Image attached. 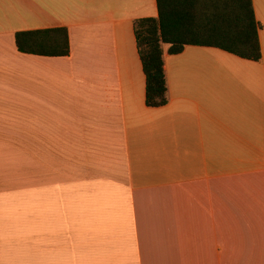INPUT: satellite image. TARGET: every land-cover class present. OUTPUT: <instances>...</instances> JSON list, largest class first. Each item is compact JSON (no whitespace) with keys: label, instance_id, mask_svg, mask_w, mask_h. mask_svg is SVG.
I'll return each mask as SVG.
<instances>
[{"label":"crops","instance_id":"crops-1","mask_svg":"<svg viewBox=\"0 0 264 264\" xmlns=\"http://www.w3.org/2000/svg\"><path fill=\"white\" fill-rule=\"evenodd\" d=\"M262 57L164 47L148 107L133 22L156 0H0V264H264ZM65 28L67 56L18 31Z\"/></svg>","mask_w":264,"mask_h":264},{"label":"trees","instance_id":"trees-1","mask_svg":"<svg viewBox=\"0 0 264 264\" xmlns=\"http://www.w3.org/2000/svg\"><path fill=\"white\" fill-rule=\"evenodd\" d=\"M157 17L133 22L134 36L146 79L148 107L167 103L164 47L169 54L185 46H210L238 57L259 61L260 23L252 0H156ZM15 44L22 53L67 56L70 52L65 28L18 31Z\"/></svg>","mask_w":264,"mask_h":264}]
</instances>
